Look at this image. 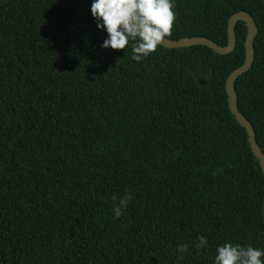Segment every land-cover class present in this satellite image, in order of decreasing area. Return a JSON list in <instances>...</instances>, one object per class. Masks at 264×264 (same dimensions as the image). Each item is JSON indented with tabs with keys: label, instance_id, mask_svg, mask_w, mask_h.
Masks as SVG:
<instances>
[{
	"label": "trees",
	"instance_id": "16d2710c",
	"mask_svg": "<svg viewBox=\"0 0 264 264\" xmlns=\"http://www.w3.org/2000/svg\"><path fill=\"white\" fill-rule=\"evenodd\" d=\"M91 3L0 0V264H214L224 243L264 249V176L225 92L244 23L230 54L158 46L136 62L131 44L101 49ZM173 11L167 39L220 46L233 14L253 18L235 92L264 154V0Z\"/></svg>",
	"mask_w": 264,
	"mask_h": 264
},
{
	"label": "clouds",
	"instance_id": "9594fccd",
	"mask_svg": "<svg viewBox=\"0 0 264 264\" xmlns=\"http://www.w3.org/2000/svg\"><path fill=\"white\" fill-rule=\"evenodd\" d=\"M174 7L175 0H92L90 11L97 30L107 33L101 49L124 50L131 44V59L141 62L171 35ZM120 215L117 207L115 216ZM198 239L197 248L207 246L205 237ZM187 248L179 245L177 251L182 253ZM216 253L214 264H264V249L252 246L224 243L217 247Z\"/></svg>",
	"mask_w": 264,
	"mask_h": 264
},
{
	"label": "water",
	"instance_id": "95a60500",
	"mask_svg": "<svg viewBox=\"0 0 264 264\" xmlns=\"http://www.w3.org/2000/svg\"><path fill=\"white\" fill-rule=\"evenodd\" d=\"M238 22L244 23L246 27V38L244 42L245 56L243 64L232 71L226 79L225 82V92L227 95L228 107L235 118L236 122L245 129L247 134L248 143L253 156L258 160L264 176V154L261 148L258 146L255 139V132L252 125L245 119V117L240 113L237 105V95L235 92V82L244 73L249 71L253 65L254 61V40L258 34V29L254 23L253 18L244 11L237 12L233 14L227 23V44L225 46H220L217 43L207 39L205 37H193V38H182L179 40H170L165 38L161 47L165 49H181L189 48L192 46H203L208 48L210 51L217 55H227L234 51L237 43L235 27ZM204 81L200 80L199 84L204 85ZM264 213V205H263Z\"/></svg>",
	"mask_w": 264,
	"mask_h": 264
}]
</instances>
